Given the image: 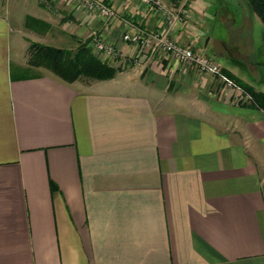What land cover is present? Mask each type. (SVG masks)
Here are the masks:
<instances>
[{
  "label": "crops",
  "instance_id": "1",
  "mask_svg": "<svg viewBox=\"0 0 264 264\" xmlns=\"http://www.w3.org/2000/svg\"><path fill=\"white\" fill-rule=\"evenodd\" d=\"M101 1L112 21L71 0H0V264H264V105L136 52L127 32L165 25L136 0ZM163 2L191 16L177 41L239 81L207 38L211 1ZM56 23L72 45H114L117 75L32 67L33 44L65 48Z\"/></svg>",
  "mask_w": 264,
  "mask_h": 264
},
{
  "label": "built area",
  "instance_id": "2",
  "mask_svg": "<svg viewBox=\"0 0 264 264\" xmlns=\"http://www.w3.org/2000/svg\"><path fill=\"white\" fill-rule=\"evenodd\" d=\"M74 4L91 14L100 15L105 22L112 21L116 13L101 0H71ZM144 9H148L158 18L165 27L163 30H138L127 32L124 35V42L135 46L138 52L142 47L149 49L152 58L169 55L183 65L188 64L200 70L202 74L212 75L218 78L225 88L236 94L235 100L240 103L253 102V96L247 92L236 80L225 73L222 64L215 56L208 52H196L193 46L181 44L173 36L174 29L179 23L190 18V14L182 8L168 7L163 0H136ZM189 3L192 0H184ZM93 48L96 54L100 55L103 62L115 66L124 56L114 45L109 44L102 36L94 35ZM223 94V92H222Z\"/></svg>",
  "mask_w": 264,
  "mask_h": 264
},
{
  "label": "rangeland",
  "instance_id": "3",
  "mask_svg": "<svg viewBox=\"0 0 264 264\" xmlns=\"http://www.w3.org/2000/svg\"><path fill=\"white\" fill-rule=\"evenodd\" d=\"M213 13H219L215 23L211 25L207 38L211 36L217 40L214 51L224 61L225 67L233 73L239 81L248 85L253 91L264 90V24L253 13L246 0H209ZM209 13V12H208ZM209 13V14H210ZM225 19V20H224ZM56 23L53 33L68 49H76L67 38L59 35L60 28ZM204 33V32H203ZM206 38V39H207ZM65 40V41H64ZM68 43V44H67ZM94 49V48H93ZM96 54V52L94 51ZM237 81L241 86H243ZM248 92L245 86H243Z\"/></svg>",
  "mask_w": 264,
  "mask_h": 264
},
{
  "label": "trees",
  "instance_id": "4",
  "mask_svg": "<svg viewBox=\"0 0 264 264\" xmlns=\"http://www.w3.org/2000/svg\"><path fill=\"white\" fill-rule=\"evenodd\" d=\"M250 10L258 15L264 24V0H246ZM29 63L32 67L44 68L66 82L108 80L114 78L118 69L103 62L100 55L93 52L89 42L76 49L56 48L40 44L30 47ZM253 96L250 106L264 105V94L244 85Z\"/></svg>",
  "mask_w": 264,
  "mask_h": 264
}]
</instances>
